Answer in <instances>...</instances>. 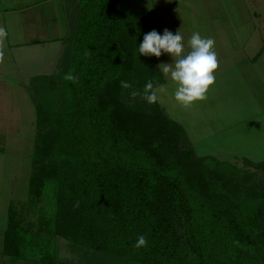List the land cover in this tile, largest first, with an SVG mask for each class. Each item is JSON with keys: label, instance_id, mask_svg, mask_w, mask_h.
Here are the masks:
<instances>
[{"label": "trees", "instance_id": "trees-1", "mask_svg": "<svg viewBox=\"0 0 264 264\" xmlns=\"http://www.w3.org/2000/svg\"><path fill=\"white\" fill-rule=\"evenodd\" d=\"M152 30L157 12L129 11L124 0L78 1L58 71L27 86L36 135L22 206L48 197L39 221L40 231L51 229L48 249L60 237L123 264H264V161L246 160L259 179L212 166L158 101L131 95L149 81L166 83L159 58L138 51ZM11 209L2 255L25 261L41 235L31 237ZM139 235L148 243L137 249Z\"/></svg>", "mask_w": 264, "mask_h": 264}, {"label": "rangeland", "instance_id": "rangeland-1", "mask_svg": "<svg viewBox=\"0 0 264 264\" xmlns=\"http://www.w3.org/2000/svg\"><path fill=\"white\" fill-rule=\"evenodd\" d=\"M124 1L129 11L157 12L160 34L165 29L173 34L180 31L186 53L194 32L215 41L218 69L205 98L182 106L175 101V86L166 77L161 85L166 90L158 94V102L171 119L184 126L198 156L207 157L212 166H231L241 174L244 169L261 178L263 172L246 160L253 164L264 161V53L252 63L264 48V0H249L246 6L242 0ZM57 51L16 50L21 55V62L17 60L20 70L12 65L9 71L7 65L0 75V264H45V260H53V264H123L119 258L72 245L60 237L50 239L55 247L48 249L45 239L51 237V229L40 231L39 224L49 214L48 197L41 206H22L28 198L36 135L35 105L25 86H34L38 77L53 78L59 69L61 52L59 48ZM13 56L16 58L15 52ZM162 63L173 60L164 54L159 57V65ZM48 82L45 79L41 85ZM143 94L137 95L141 101ZM10 206L22 214L31 237L41 235L37 239L40 245L29 243L31 251L25 261L2 255Z\"/></svg>", "mask_w": 264, "mask_h": 264}, {"label": "clouds", "instance_id": "clouds-1", "mask_svg": "<svg viewBox=\"0 0 264 264\" xmlns=\"http://www.w3.org/2000/svg\"><path fill=\"white\" fill-rule=\"evenodd\" d=\"M7 33L0 29V37ZM184 37L180 31L175 34L165 29L163 34L152 30L143 37L139 43L140 56L157 58L164 54L170 55L173 60L171 64H160L164 75L175 86L174 99L184 107H189L195 102L205 98L210 87L215 83L214 73L218 69L217 54L214 51L215 41L211 38L203 37L199 32H194L188 41L190 51L185 52ZM121 87L131 88L127 81H121ZM164 86L154 88L149 81L144 88L143 99L148 104H154L158 101V94L164 92ZM132 96L139 93L133 91ZM148 241L144 235H139L135 243V248L145 247Z\"/></svg>", "mask_w": 264, "mask_h": 264}, {"label": "crops", "instance_id": "crops-1", "mask_svg": "<svg viewBox=\"0 0 264 264\" xmlns=\"http://www.w3.org/2000/svg\"><path fill=\"white\" fill-rule=\"evenodd\" d=\"M78 1L0 0V29L7 33L6 36L0 37V75L6 72L7 65L10 66L9 71H12V65H15L13 69L20 70L18 63L21 62V55L16 53L19 49L44 48L58 53L59 48L61 53L58 54V60H60L65 49L64 41L70 34ZM242 1L245 6L249 2V0ZM14 52L16 58L13 56ZM13 74H15L14 70ZM25 88L27 89V86Z\"/></svg>", "mask_w": 264, "mask_h": 264}]
</instances>
